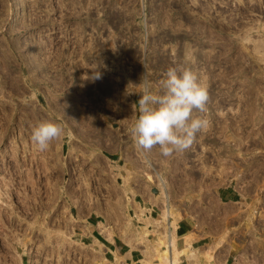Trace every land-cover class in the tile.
<instances>
[{
	"label": "rangeland",
	"instance_id": "obj_1",
	"mask_svg": "<svg viewBox=\"0 0 264 264\" xmlns=\"http://www.w3.org/2000/svg\"><path fill=\"white\" fill-rule=\"evenodd\" d=\"M177 65L208 87L209 124L183 152L145 153L148 164L130 134L140 83L145 75L159 92ZM42 121L64 129L44 152L31 140ZM156 173L173 224L196 213L206 225L199 216L219 209L264 213V0H0V264H104L93 237L104 226L91 221L118 235L141 207L160 220ZM227 184L241 203L218 204L213 193ZM233 220L221 224L228 246ZM133 222L141 246L165 231V221L149 234Z\"/></svg>",
	"mask_w": 264,
	"mask_h": 264
},
{
	"label": "crops",
	"instance_id": "obj_2",
	"mask_svg": "<svg viewBox=\"0 0 264 264\" xmlns=\"http://www.w3.org/2000/svg\"><path fill=\"white\" fill-rule=\"evenodd\" d=\"M124 129L125 132L123 133L127 135V122L125 123ZM203 136L205 135L203 134ZM125 141H127V137H125ZM199 153L204 154L207 153V151L200 148ZM127 161V166L129 164L132 166V160ZM202 183L204 188L200 194L201 199L203 196H207V182L203 181ZM213 194L218 204L222 205L239 204L241 203V198L243 197L240 189L232 184L217 186ZM134 201L135 200L133 199V203H135ZM140 209H143L142 212L144 216H148L152 220V223L147 224L145 221L140 219V221L144 224H147L144 226L145 228L143 230L147 234L151 232L149 226L156 225L160 227L162 222L165 221V231L157 232V235L159 237H164L166 235V240L168 241V244L170 243L168 249L171 253V262L173 239L176 238L175 242L178 249L185 248V237L189 233L194 236L191 238L189 236L187 241H190L191 248L195 252L189 251L188 253L181 254L178 264H264V213H260L259 211L246 213L237 211L231 214H225L224 210L219 209L217 211H209L206 212V214H201L199 217H205L207 221L210 219L206 225H203L202 222L201 224L197 222L196 217H198V215L196 213L189 214L186 217L183 216L178 219L175 224H173L172 218L169 216L167 218L161 214L160 220H154L152 216L144 212V209L149 210L148 208L141 207ZM242 210L246 211V209ZM142 212H135L132 219L135 218L136 222L139 221L138 218H142ZM227 217L238 219L236 221H232V223H234L233 228L237 229V231L231 232L230 242H234L235 244H229L230 247L228 246L226 236L220 237L221 229H223L221 224ZM245 218L253 219L254 228H251L250 231L246 230L245 226H241L243 223L241 219ZM91 224L95 226L101 225V227L104 226V228L107 226L100 218H94V220L91 221ZM210 224L213 225L210 226ZM199 225V228L202 231L201 234H197V232L194 231V227ZM122 230L123 227L119 231L118 235H113L110 239L106 236L107 231L105 229H102L101 231L96 228L93 229V237L95 241L103 246L104 264H143L144 260H146L144 261V264L146 262L147 264H163L159 261L157 254L152 250L153 242L151 244H147L146 246H141L148 239L144 242H138L135 240L133 244L134 247H131L122 239V237H120V232ZM102 232H105V234L103 235ZM127 233L130 234V231ZM99 234L102 235L104 239L100 237ZM258 235H260L259 239H257ZM252 236L254 237L252 238ZM144 249H148V256L145 255Z\"/></svg>",
	"mask_w": 264,
	"mask_h": 264
},
{
	"label": "clouds",
	"instance_id": "obj_3",
	"mask_svg": "<svg viewBox=\"0 0 264 264\" xmlns=\"http://www.w3.org/2000/svg\"><path fill=\"white\" fill-rule=\"evenodd\" d=\"M99 79V73L95 74ZM137 104V118L130 128L134 146L142 153L159 148L163 157L189 149L209 124L206 117L210 100L208 87L189 67H169L153 92L151 83L142 77ZM198 113V115H197ZM64 134L55 122L42 121L32 129L31 140L40 152Z\"/></svg>",
	"mask_w": 264,
	"mask_h": 264
},
{
	"label": "bare ground",
	"instance_id": "obj_4",
	"mask_svg": "<svg viewBox=\"0 0 264 264\" xmlns=\"http://www.w3.org/2000/svg\"><path fill=\"white\" fill-rule=\"evenodd\" d=\"M14 6H16L15 8V16H16V19L14 20L15 21V24L18 22V14L20 13L21 11V7L22 5H19V4H14ZM10 22H13V21H10ZM12 24V23H11ZM17 25V24H16ZM15 27V26H14ZM43 46H41L40 49H42ZM192 54V53H191ZM38 67V66H37ZM257 97V96H256ZM79 123H82L79 122ZM84 124V123H83ZM80 125V124H79ZM81 126V125H80ZM140 152V151H139ZM142 155H144V159H146V161L148 162V164L150 163L148 157L145 156V153H142ZM140 155V154H139ZM141 156V155H140ZM142 158V157H141ZM112 167V166H111ZM116 166H114L115 168ZM114 168H111V170H114ZM125 171V169H124ZM113 173V172H112ZM157 174V173H156ZM114 175V174H113ZM157 176V179H158V182L157 184L160 186V188L163 190L164 192V201L165 203L162 205V208H161V213L168 218V216L170 218H172V215H174V211L171 209L170 205H169V198H168V194L166 193V189H167V185H168V182L167 180L161 176L159 173L156 175ZM126 179V178H125ZM161 191V190H160ZM159 193H162V192H159ZM163 195V194H162ZM127 196V194H126ZM161 196V195H160ZM163 197V196H162ZM127 200L129 202V204H132L133 203V196L130 194L127 196ZM128 207V206H127ZM130 208V207H129ZM127 213V212H126ZM177 213V212H175ZM142 218H138L139 220H143L145 221V223H152L150 217L148 216H144L143 212L141 214ZM126 217V221L124 222V225H123V230L120 232V237H122V239L128 243L131 247H134V241H138V242H143L142 239H144L143 235L141 236L140 235V230H138V227L134 225V222H133V219L131 216L129 215H125ZM112 227V226H111ZM110 226H105V230L107 231L106 232V236L108 238H112V236L114 235L113 232H112V229ZM145 228V227H144ZM130 231V234H128L127 232ZM189 234V233H188ZM185 236V235H184ZM188 235H186V247L185 248H182V249H178V247L176 246V238L173 239V243H172V262H171V253L168 249V241H164L163 237H159L158 235L156 236V239L153 241V248L152 250L154 251V253L157 254L158 256V259L161 263L163 264H178L179 262V259H180V255L183 254V253H188L189 251H192V252H195L192 248H191V245H190V241H187L188 240ZM191 238V237H190ZM136 244V243H135ZM137 246V245H135ZM171 249V248H170ZM99 252V251H98ZM144 253L146 256H148L149 252H148V249H144ZM144 255V256H145ZM144 260V259H143ZM146 261V260H144ZM144 261H143V264H144ZM147 264V262L145 263Z\"/></svg>",
	"mask_w": 264,
	"mask_h": 264
}]
</instances>
